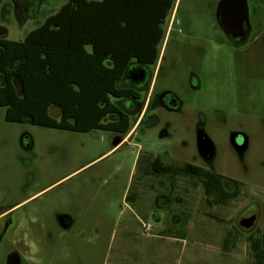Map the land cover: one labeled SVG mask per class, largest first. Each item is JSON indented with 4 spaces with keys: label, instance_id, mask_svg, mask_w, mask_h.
I'll return each instance as SVG.
<instances>
[{
    "label": "rangeland",
    "instance_id": "1",
    "mask_svg": "<svg viewBox=\"0 0 264 264\" xmlns=\"http://www.w3.org/2000/svg\"><path fill=\"white\" fill-rule=\"evenodd\" d=\"M67 1L32 2L19 14L13 9L8 19L0 17V34L23 40ZM246 1L252 30L236 46L218 24V0H176L159 58L168 56L170 73L162 81L183 107L169 112L153 101L147 117L159 123L152 127L135 128L139 114L129 113L121 146L113 147L109 130L9 122L0 106V224L11 220L0 264L12 252L21 264H264V0ZM179 28L183 38L173 40ZM50 113L60 119L58 107ZM166 122L171 137L161 138ZM198 126L218 147L208 163L216 191L205 190L206 175L153 170L155 152L179 166L194 156L201 162L193 143ZM234 129L250 139L240 158L229 147ZM236 161L241 167L228 169ZM222 173L253 186V195L221 200L219 188L229 181ZM250 214L259 220L245 230L239 221ZM60 215L72 219L70 228L59 224Z\"/></svg>",
    "mask_w": 264,
    "mask_h": 264
},
{
    "label": "trees",
    "instance_id": "2",
    "mask_svg": "<svg viewBox=\"0 0 264 264\" xmlns=\"http://www.w3.org/2000/svg\"><path fill=\"white\" fill-rule=\"evenodd\" d=\"M175 4L68 0L23 40L0 34V106L6 107L5 119L77 132L127 133L130 114L112 97L122 102L140 98L137 90L122 83L125 72L133 62L151 65L159 60L166 19ZM12 12V2L5 0L1 19ZM53 106L60 119L50 113ZM108 116L113 119L105 121ZM184 171L205 175L179 170ZM208 183L212 190L215 180L211 177Z\"/></svg>",
    "mask_w": 264,
    "mask_h": 264
},
{
    "label": "flooded vegetation",
    "instance_id": "3",
    "mask_svg": "<svg viewBox=\"0 0 264 264\" xmlns=\"http://www.w3.org/2000/svg\"><path fill=\"white\" fill-rule=\"evenodd\" d=\"M13 4V9L15 7L13 0H10ZM37 3V5H41L42 2H48L49 0H32ZM220 0H218L219 2ZM217 2V4H218ZM236 2V1H235ZM247 3V1H246ZM31 3H29L27 6L29 7ZM237 4V3H236ZM27 7V8H28ZM247 8H248V3H247ZM248 17L247 18H242L243 12H238L235 11L233 15L231 13L225 12L224 15L222 16V21L221 23L218 22L221 30L224 32L226 37L236 46H241L243 44H246V42L249 39L251 30H252V25L250 22L249 18V10L247 13ZM183 29L179 28L177 35L173 38V40H181L183 38L182 36ZM181 33V34H180ZM167 44L170 46V43L167 42ZM137 62H133L131 65L135 66ZM147 73H146V79L143 83L137 84L136 87L129 86L131 88H134L140 93V98L142 99V92L146 93L145 96V101L143 105L139 106L136 102V100H124L121 104L123 106V109L127 111L128 113H137L138 112V121L135 126V128H140L142 125H145L146 127H152L155 126L159 123V120L157 118H152L149 119L147 117L150 105L153 101H156L162 108L169 112H178L182 109L183 107V102L182 100L173 92L171 88H169L165 83H163V79L169 75L170 73V62L168 59L167 54H163L159 60L151 65H146L144 64ZM193 85L198 86V83L194 82L196 80V77H193ZM125 84H129V80L125 81ZM170 128V122H166L164 126L161 129L160 132V137L161 138H168L171 137V133L169 131ZM113 132V142L120 138V142L113 147L121 146L126 143L127 141V133H120V132ZM205 133L200 126L195 128V140H194V145L196 148V154L197 157L201 159V162L195 161L196 156L193 157V160H185L183 163L179 165H176L173 163L174 157H169V161H162V157L160 153L158 154L155 152V156L153 159V170L158 169V170H163L166 172H174L178 171L182 168H185L187 170H190L192 172H195L196 174L204 173L207 176V180L209 178H213L214 176L212 173L216 172L213 168L208 166V163H211L214 161L218 154V147L217 144L205 133V135L208 137L207 140L205 139H200L199 134L200 133ZM189 142L186 140H183L182 146L186 148L188 146ZM250 146V139L248 134L244 130L240 129H234L229 133V147L232 149V152L237 158H240L243 156L249 149ZM155 151V150H153ZM154 164H156V168L154 167ZM246 166V164H245ZM241 167V164L238 165V162H231L230 165L228 164V169L230 170H235ZM160 171V172H163ZM222 176L229 181L227 182L226 186L227 188L221 186L219 188L220 194H221V200L224 199L226 200V203H229L231 201H236V200H241L244 198V195H253V186L252 187H247L245 186L246 184L243 183L240 179H237L236 177H233L232 175H224L222 173ZM219 182L215 180L214 187L213 189L216 191V188L218 186ZM210 183L204 181V186L205 190L209 191V186ZM212 188V187H211ZM252 188V189H251ZM212 189V190H213ZM213 190V191H214ZM245 196V197H246ZM5 212L0 213V217L4 214ZM252 215H256V220L255 223L252 225V227L247 228L242 226L241 220L246 217H250ZM7 216V215H6ZM5 216V217H6ZM66 216L68 217V220L66 222L69 224L68 226H64L63 223L60 221V217ZM258 215L257 214H250L247 216H244L240 219L239 225L241 228L245 230H252L257 222H258ZM59 224L64 228L68 229L72 226V219L67 216V215H60L58 218ZM11 225V220L5 219L3 223L0 224V237L2 240L4 239L7 231L9 230ZM20 255V254H19ZM21 257V256H20ZM22 262V258H21Z\"/></svg>",
    "mask_w": 264,
    "mask_h": 264
},
{
    "label": "water",
    "instance_id": "4",
    "mask_svg": "<svg viewBox=\"0 0 264 264\" xmlns=\"http://www.w3.org/2000/svg\"><path fill=\"white\" fill-rule=\"evenodd\" d=\"M13 2L15 5L14 9L19 14L21 11L26 10V8L28 7L27 5L29 3H32L34 1L32 0H13ZM235 11H238L240 13L243 12L242 18H247L248 8H247L246 0H220L217 4V9H216V17H217L218 22L221 23L222 16L224 15L225 12H227L228 14L231 13V15H233ZM1 34H5V31H2V29H1ZM146 73H147V69L144 64H137L135 66L130 65L125 72L122 83L125 84V81L129 80V84H125V85L136 87L137 84L143 83L145 81ZM199 137L200 139H205V140H207L208 138L205 135V133H202V132L199 134ZM120 140H121L120 138L115 140L113 142V146H116L120 142ZM66 220H68V217L66 216L60 217V221L63 223L64 226L69 225L66 222ZM255 220H256V215H252L250 217L243 218L241 220V224L244 227L250 228L255 223ZM0 240H1V237H0ZM7 264H21L20 255L17 252L10 253L7 258Z\"/></svg>",
    "mask_w": 264,
    "mask_h": 264
}]
</instances>
